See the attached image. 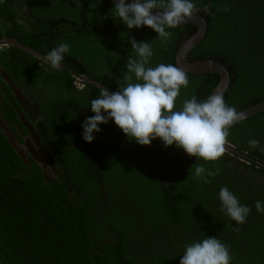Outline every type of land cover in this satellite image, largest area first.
I'll list each match as a JSON object with an SVG mask.
<instances>
[{
	"label": "trees",
	"instance_id": "obj_1",
	"mask_svg": "<svg viewBox=\"0 0 264 264\" xmlns=\"http://www.w3.org/2000/svg\"><path fill=\"white\" fill-rule=\"evenodd\" d=\"M193 2L206 31L189 58L226 65L230 82L223 98L229 107L239 110L264 97V0ZM114 5L0 0L6 22L0 37L14 36L45 54L67 43L62 63L115 90L136 55L131 40L151 43L149 67L176 66L175 51L195 31L193 23L167 29L172 37L162 45L147 26L128 29ZM0 65L36 117L30 119L1 74L0 112L15 132L13 121L26 129L18 111L37 127L53 172L48 176L33 154L23 157L0 126V264H179L186 244L207 237L229 246V264H264V213L254 206L264 201V109L229 129L228 143L247 156L226 149L219 160L206 162L175 145L165 147L159 138L150 145L129 141L111 119L86 142L81 125L94 115L90 102L102 86L78 79L67 67L53 69L14 44L0 49ZM186 74L190 83L180 90L177 111L193 93L205 100L219 78L216 72ZM250 140L259 145L250 146ZM197 166L205 175L221 171L204 183L194 175ZM224 186L251 208L246 223L236 226L221 211Z\"/></svg>",
	"mask_w": 264,
	"mask_h": 264
},
{
	"label": "clouds",
	"instance_id": "obj_2",
	"mask_svg": "<svg viewBox=\"0 0 264 264\" xmlns=\"http://www.w3.org/2000/svg\"><path fill=\"white\" fill-rule=\"evenodd\" d=\"M75 3L79 6V0ZM114 9V14L128 29L147 26L158 34L162 45H167L172 37V32L167 29L179 27L201 10L193 0H119ZM203 10L207 12L208 6L205 5ZM130 43L135 58L131 56L127 60V73L122 77L118 91L109 92L102 87L100 95L91 100L94 115L83 121L82 138L92 142L94 133L101 131L99 126L111 119L129 141L139 145H150L152 140L159 138L165 147L175 145L189 157L202 158L206 162L223 157L229 129L241 122L244 114L226 105L220 93H213L202 102L192 95L184 100L180 110H174L181 88H187L190 83L186 71L173 64L149 67L153 56L151 43L135 40ZM67 52L69 45L60 43L44 59L56 69ZM249 144L257 147L259 141L250 140ZM220 171L217 168L205 175V168L197 166L194 175L209 183L208 177H214ZM218 198L221 211L235 221L236 226L246 223L251 208L241 204L227 186L221 187ZM254 206L258 213H264V201L257 200ZM230 260L229 246L217 237H207L186 244L179 264H229Z\"/></svg>",
	"mask_w": 264,
	"mask_h": 264
},
{
	"label": "water",
	"instance_id": "obj_3",
	"mask_svg": "<svg viewBox=\"0 0 264 264\" xmlns=\"http://www.w3.org/2000/svg\"><path fill=\"white\" fill-rule=\"evenodd\" d=\"M112 1L114 3L119 2V0H112ZM187 22L193 23L196 26V29L193 33H191L188 37H186L177 47V49L175 51V64H176V66L184 69L185 71H189V72H216V73H218L219 78H218L217 83L212 88L211 94L220 93L223 95L225 89L228 87V84L230 82V74H229V70L227 69L226 65L223 64L222 62H220L219 60L214 59V58L204 57V58H198V59H188L186 57L188 52L202 39L203 35L205 34V31H206L205 17L199 13H196L193 15L192 19L188 20ZM0 43L5 44V45L6 44L7 45L8 44L17 45L18 47H21L22 49H24V50L42 58V59H44V57H46V55H47V54L37 50L34 47H31L25 43L20 42L14 36L0 37ZM60 67H67V66L61 62ZM67 68L71 72H73V74H75L78 79L79 78L85 79V80L93 83L94 85L102 86L109 91H113V92L116 91L115 89L104 84L102 81L91 77L89 74H87L85 72H80V71H77V70L70 68V67H67ZM1 74L3 75L7 84L12 88L13 92L15 94L19 95L18 87L13 82V80L8 75V73L5 70L1 69ZM263 109H264V97L260 98L259 100L255 101V102L249 104L248 106H246L242 109H239L237 111L240 113H243L244 118H245V117H247L251 114H254L258 111H261ZM0 126L4 129L1 122H0ZM4 131H5V129H4ZM6 134H7V132H6ZM9 138H10V136H9ZM13 144H14V142H13ZM225 149L231 150V151L236 152L240 155L247 156V154H245V152L240 151L234 145L229 144V143H227L225 145ZM18 151L21 153V151L19 149H18ZM21 154L24 157L23 153H21ZM260 163H262V162H260Z\"/></svg>",
	"mask_w": 264,
	"mask_h": 264
},
{
	"label": "flooded vegetation",
	"instance_id": "obj_4",
	"mask_svg": "<svg viewBox=\"0 0 264 264\" xmlns=\"http://www.w3.org/2000/svg\"><path fill=\"white\" fill-rule=\"evenodd\" d=\"M129 1H131V0H129ZM119 23H122L121 21L119 22ZM191 51V50H190ZM189 51V52H190ZM188 52V54H187V58L188 59H190L189 58V55H190V53ZM195 59H198V58H195ZM2 70H3V68H1ZM1 69H0V74H1ZM1 76L3 77V75L1 74ZM3 79H4V77H3ZM79 79H81V78H79ZM5 80V79H4ZM7 83V82H6ZM76 83H79V81H78V79L76 80ZM206 89V86L205 85H203V87H202V90H205ZM11 90H12V88H11ZM18 91H19V95H17V94H15L14 92H13V90H12V92H13V94H14V96H15V98L17 99V101L22 105V107L26 110V111H28V108H27V102H28V97H26V96H24V95H22V93L20 92V90H19V88H18ZM116 91H118V90H116ZM207 91L205 90L203 93H201L203 96H204V94L206 93ZM193 95H195L194 93H193ZM196 96V95H195ZM202 96V97H203ZM197 97V96H196ZM205 97V96H204ZM28 113H29V115H30V119L31 120H33L35 117H36V115H34L33 113H31V112H29L28 111ZM18 117H19V119H20V121L23 123V125H24V127L27 129V131H26V129H24L22 126H21V124L19 123V132H18V134H16L19 138L21 137L22 138V140H23V142L25 143V146H24V148L26 149V153H31V154H33L34 156H35V158L37 159V160H39L41 157H43V158H45V162H43V164H42V166L43 165H50V162H52V157H51V155H50V152H49V150L47 149V147H46V145L43 143V141L41 140V138H40V135L38 134V132H37V127L36 126H34L32 123H31V121H29L27 118H25V116L23 115V113L21 112V111H18ZM39 158V159H38ZM40 161V160H39ZM262 164V163H261ZM262 165H264V163L262 164ZM46 166H43L44 167V171H45V173H47V171H46V169H51V167H46ZM46 167V168H45ZM261 174V178L263 177L264 178V175H263V173H260ZM259 174V175H260Z\"/></svg>",
	"mask_w": 264,
	"mask_h": 264
},
{
	"label": "rangeland",
	"instance_id": "obj_5",
	"mask_svg": "<svg viewBox=\"0 0 264 264\" xmlns=\"http://www.w3.org/2000/svg\"><path fill=\"white\" fill-rule=\"evenodd\" d=\"M26 118V117H25ZM0 122L1 124L3 125L5 131L7 132V134L10 136L11 140L14 142V144L16 145V147L21 151V153H23V155L25 156L26 155V149L24 148L25 146V143L23 142L22 138L18 137L16 134H18V132L20 131L19 130V123L17 121H13L15 127H16V132L14 131V129H12L10 127V125L8 124V122L6 121V119L3 117L2 113L0 112ZM27 131V129H26ZM39 159V158H38ZM40 160V161H39ZM38 161L40 163L43 164V162H45V158L41 157ZM45 160V161H44ZM43 166H46V165H43ZM48 167V165L46 166ZM45 167V168H46ZM47 171V175L48 176H51L53 174L52 170L51 169H46Z\"/></svg>",
	"mask_w": 264,
	"mask_h": 264
},
{
	"label": "crops",
	"instance_id": "obj_6",
	"mask_svg": "<svg viewBox=\"0 0 264 264\" xmlns=\"http://www.w3.org/2000/svg\"><path fill=\"white\" fill-rule=\"evenodd\" d=\"M6 24V22H5V20H4V18L2 17V16H0V27H2L3 25H5ZM2 67H1V65H0V69H1Z\"/></svg>",
	"mask_w": 264,
	"mask_h": 264
},
{
	"label": "built area",
	"instance_id": "obj_7",
	"mask_svg": "<svg viewBox=\"0 0 264 264\" xmlns=\"http://www.w3.org/2000/svg\"><path fill=\"white\" fill-rule=\"evenodd\" d=\"M3 45H5V44H1V43H0V49L3 47Z\"/></svg>",
	"mask_w": 264,
	"mask_h": 264
}]
</instances>
